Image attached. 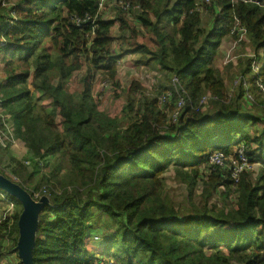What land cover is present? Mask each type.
Returning a JSON list of instances; mask_svg holds the SVG:
<instances>
[{
  "label": "trees",
  "instance_id": "1",
  "mask_svg": "<svg viewBox=\"0 0 264 264\" xmlns=\"http://www.w3.org/2000/svg\"><path fill=\"white\" fill-rule=\"evenodd\" d=\"M11 1H20L15 13L0 2V130L7 136L8 126L12 139L0 143V175L16 178L34 200L43 189L49 198L34 264H109L111 256L119 264H264V8L138 0L143 12L134 21L123 12L104 19L101 0ZM87 16L94 24L75 22ZM237 22L254 57L241 62L232 88L234 65L218 54ZM128 56L179 78L187 105L176 123L158 103L172 93L174 109L172 84L158 96L136 77L123 87ZM205 97L209 109L199 107ZM112 100L123 104L109 111ZM14 142L27 158L15 156ZM241 146L262 173L235 185L210 158ZM41 166L49 172L37 173ZM172 184L186 191L181 202ZM0 204L14 207L11 218L0 217L1 264L10 253L20 258L23 205L1 188ZM98 231L101 248L90 240Z\"/></svg>",
  "mask_w": 264,
  "mask_h": 264
},
{
  "label": "rangeland",
  "instance_id": "2",
  "mask_svg": "<svg viewBox=\"0 0 264 264\" xmlns=\"http://www.w3.org/2000/svg\"><path fill=\"white\" fill-rule=\"evenodd\" d=\"M19 2L20 1H16V4H10L7 6V8L10 7V10H9L10 13H13L14 10L18 9ZM9 3H10V1L8 0V4ZM210 3H211V0H210ZM210 3H206V4H210ZM261 8H264V7H261ZM200 10L203 13L204 9L201 5H200ZM141 11L143 12V9L141 10V8L140 9H132L130 12H126V14L129 18L136 21L137 17L142 13ZM119 13H120V9L115 7V5L108 4L106 6V8L104 9V11L102 12V17H104V19L116 20ZM208 21H209V18H204V26L207 25ZM116 31L117 30H115V32ZM235 31L237 32V33H235L236 37L234 39L229 38L226 41H224V43L220 49V52L218 54V61H222L224 66H227L228 64L234 65V69H235L234 73H233L232 77L229 79L230 82L228 81V84L233 81L232 82V88L237 87L241 83V80L239 78L236 79V77H238V74L241 71L240 65L242 63L245 64V61L249 57H251V58L254 57L252 46L249 45L248 42H246V41H248L247 35L245 33H241L239 31V28H236ZM245 42L247 43L246 45H244ZM137 58H138V56H135V57L128 56L124 59L123 63L120 65L119 72H120V77L122 79L123 87L129 86L132 82L133 77L140 79L146 85V88H147L146 93L148 95H152V96H158L157 94H158V91L160 90L161 85H171L172 84V86H174L173 80L176 76L171 78V77H169V74L167 72H162L159 69L152 70V69H149V68L144 67V66H139L136 63ZM78 80H79L78 76L75 77L72 84L70 85V88L73 92L77 89V87H80V85L78 84ZM102 88L110 89L107 84H105V85L103 84L100 89H102ZM113 94L114 93L111 91L109 94H104V95L109 97L107 99H113ZM183 95H185V97H187L185 93H183ZM208 100L206 101L205 104L200 103V105L202 106L203 109H209V101ZM171 101H172V99L166 105H160L159 104V107L161 108L162 111H166V110L168 111L169 123L171 122V117H172L173 113L176 111V103H175L174 109L172 111H169V108L171 106L170 105ZM113 103H114L113 106L109 104V106L107 107L109 111H114L115 106H121L123 104L122 102H116V101L115 102L113 101ZM158 103H159V100H158ZM17 148H18V150L20 149V147L17 146V147H14V151H13L17 158L25 159L28 157L29 153L25 152L23 149H20L18 151ZM52 162H53V160H52ZM27 165H30V162H28ZM49 170H50L49 167L41 166L40 169L37 170V173H43V172L46 173V172H49ZM251 172H253V175L255 176V178H258L259 176H261V173H262V165L260 163L253 164V170ZM248 173H250V172H248ZM65 177H66V175L64 174L63 178H65ZM13 180L15 182H18V180L14 177H13ZM175 185L176 184H172L170 186L172 188V190L174 191V193H172V196L174 197V199H176V200L178 199V201L181 202L187 196V193L184 190V188L181 190L174 189L173 187H176ZM44 193H45V189H43L42 191H40L37 194L43 195ZM39 200L40 199H37V200L35 199V201H39ZM48 201H49V198H48ZM218 201H219L218 199L213 197V199H212L213 204L215 202H218ZM2 206H3V204H0V207H1L0 208V217H2L4 219L8 218V217L11 218L14 214V207L11 204L6 206L5 208ZM96 237H99L100 239H97ZM90 240H91V242L95 248H101L103 245V233L99 232L98 235L92 234L90 237ZM111 259H115V257L111 256ZM19 260H20V258L17 256V254L10 253L6 256V259L4 261H1L2 262L1 264H21ZM114 261H116V259Z\"/></svg>",
  "mask_w": 264,
  "mask_h": 264
},
{
  "label": "built area",
  "instance_id": "3",
  "mask_svg": "<svg viewBox=\"0 0 264 264\" xmlns=\"http://www.w3.org/2000/svg\"><path fill=\"white\" fill-rule=\"evenodd\" d=\"M10 3L8 4V0H0L1 5L4 7H7L10 4H15L14 2H12L11 0H9ZM138 0H101L99 3V11L103 12L104 9L106 8V6L108 4L110 5H115V7H117L118 9H120V12L126 13V12H130L132 9H140L142 10L141 5L137 4ZM233 2L236 1H241L245 4H253L259 7H264V1L262 0H232ZM206 3H210V0H206ZM10 8V7H8ZM142 12V11H141ZM15 13V10L14 12ZM15 16V14H14ZM16 17V16H15ZM75 22L81 26L84 23L87 22H91L94 24L95 20L92 19L91 16H87L85 19H80L78 17L75 18ZM236 28H239V31L241 33H245L246 34V30L244 28H242L241 26H239V22H237ZM236 28L234 29V32H236ZM173 85L174 88L176 90V93L178 95V101L176 103V111L173 113L172 117H171V122L172 123H176L179 119V117L181 116L182 112L184 111L186 105H187V99L185 97V95H183V93L186 94L187 96V92L186 90H184V88L181 85V81L179 80L178 77H175L173 80ZM173 98V94L172 93H166L164 95H162L159 98V104L160 105H166L169 103V101ZM208 100L207 97H205L201 104H205L206 101ZM200 108H202V106H199ZM7 127V136L5 132H2L0 130V143L5 147V144L3 142V138L7 137L9 138L10 135L9 133H11V130L9 129L8 126ZM11 139V137H10ZM12 140V139H11ZM14 145L17 146V144L14 142ZM210 165H212L215 168H220V169H230L229 171L231 172V177L235 183V185H238L240 183V179L242 177L243 174L247 173V172H251L253 170V163H251L249 157L246 155V148L245 146H241L240 148H238L236 150V154L232 155V156H227L224 153L218 152L215 153L211 156L210 158ZM42 195L40 194H35V199H42L41 197ZM40 201V200H39ZM97 239H100L99 237H96ZM109 264H119L114 260H111Z\"/></svg>",
  "mask_w": 264,
  "mask_h": 264
},
{
  "label": "water",
  "instance_id": "4",
  "mask_svg": "<svg viewBox=\"0 0 264 264\" xmlns=\"http://www.w3.org/2000/svg\"><path fill=\"white\" fill-rule=\"evenodd\" d=\"M0 188L17 198L23 205V212L19 219L18 251L22 264H34L32 252L38 226V215L45 205H49L48 198L43 197L37 202L26 190L2 175H0Z\"/></svg>",
  "mask_w": 264,
  "mask_h": 264
},
{
  "label": "crops",
  "instance_id": "5",
  "mask_svg": "<svg viewBox=\"0 0 264 264\" xmlns=\"http://www.w3.org/2000/svg\"><path fill=\"white\" fill-rule=\"evenodd\" d=\"M95 234H97V235H98V234H99V231H98V232H95V233H93V235H95ZM19 261H20V260H19ZM110 261H111V259H110ZM20 263H21V261H20Z\"/></svg>",
  "mask_w": 264,
  "mask_h": 264
},
{
  "label": "clouds",
  "instance_id": "6",
  "mask_svg": "<svg viewBox=\"0 0 264 264\" xmlns=\"http://www.w3.org/2000/svg\"><path fill=\"white\" fill-rule=\"evenodd\" d=\"M38 202V201H37Z\"/></svg>",
  "mask_w": 264,
  "mask_h": 264
}]
</instances>
